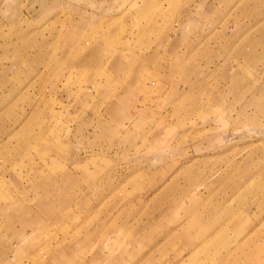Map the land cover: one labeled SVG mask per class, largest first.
<instances>
[{
    "label": "rangeland",
    "instance_id": "1",
    "mask_svg": "<svg viewBox=\"0 0 264 264\" xmlns=\"http://www.w3.org/2000/svg\"><path fill=\"white\" fill-rule=\"evenodd\" d=\"M0 264H264V0H0Z\"/></svg>",
    "mask_w": 264,
    "mask_h": 264
}]
</instances>
